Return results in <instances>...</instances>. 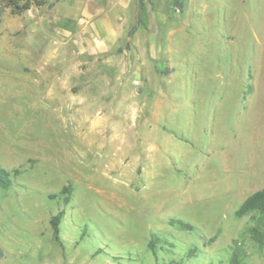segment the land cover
<instances>
[{"label": "rangeland", "instance_id": "obj_1", "mask_svg": "<svg viewBox=\"0 0 264 264\" xmlns=\"http://www.w3.org/2000/svg\"><path fill=\"white\" fill-rule=\"evenodd\" d=\"M44 1L0 7V264H264V0Z\"/></svg>", "mask_w": 264, "mask_h": 264}, {"label": "trees", "instance_id": "obj_2", "mask_svg": "<svg viewBox=\"0 0 264 264\" xmlns=\"http://www.w3.org/2000/svg\"><path fill=\"white\" fill-rule=\"evenodd\" d=\"M146 0H139V16L137 23L141 22V14L144 10V3ZM178 0H174V4H177ZM46 1L44 0H1L0 7L8 8L11 14L20 15L25 11L30 10L33 6H44L46 5ZM53 3H49L48 7L51 8ZM136 27H133L129 32V37L134 33ZM22 173V170L19 168H15L12 170L4 169L0 167V189L10 190L16 184V178ZM71 187H63L59 194L50 195L51 198H55L61 194L70 195ZM68 202V197L65 199V203ZM258 214L260 217L264 218V187L260 190L255 191L248 197H246L243 202L239 205L237 210L235 211V216L242 217L248 214ZM63 215V212H59L56 216H54L50 222L52 226V238L59 245L62 246L59 232H60V220ZM169 224L177 227L180 230L185 231H193L194 227L187 222H184L179 219H170ZM155 237L152 236V239L148 243V247L153 252L154 255L157 254V250L155 249ZM195 249H192L189 253V257L195 256L193 253ZM3 252L0 249V258L2 257Z\"/></svg>", "mask_w": 264, "mask_h": 264}, {"label": "crops", "instance_id": "obj_3", "mask_svg": "<svg viewBox=\"0 0 264 264\" xmlns=\"http://www.w3.org/2000/svg\"><path fill=\"white\" fill-rule=\"evenodd\" d=\"M125 4V3H124ZM138 5H139V1H138ZM122 6H124V5H122ZM103 22H101V23H99L97 26H98V29H99V31L101 32V33H109L110 32V36L108 37V38H110L109 40H110V42H111V44H115V41H114V32H113V30H112V28H111V24L110 23H108V22H105V23H103ZM110 25V26H109ZM109 31V32H108Z\"/></svg>", "mask_w": 264, "mask_h": 264}]
</instances>
